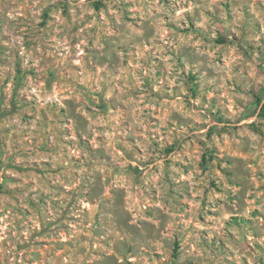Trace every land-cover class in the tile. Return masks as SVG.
Segmentation results:
<instances>
[{
  "label": "rangeland",
  "instance_id": "1",
  "mask_svg": "<svg viewBox=\"0 0 264 264\" xmlns=\"http://www.w3.org/2000/svg\"><path fill=\"white\" fill-rule=\"evenodd\" d=\"M35 2L0 0V8L10 4L31 20L21 16L18 25L8 21L7 9L0 11V262L7 264L14 246L19 264H256L253 253L264 264V161L250 139L264 140L259 0H185L195 15L187 6L175 12L186 27L169 19L175 0H159L169 11L161 16L165 35L155 40L157 27L129 11L142 13V0H83L82 7H73L80 0H40L46 6L32 18ZM204 3L212 5L203 10L207 24L197 27L196 6ZM84 9L73 23V14ZM53 12L73 32L86 24L96 32L103 20L119 38L101 36L105 49L119 55L109 51L91 63L81 46L78 55L85 58L70 71L84 72L92 90L61 76L51 57L37 55L34 42L19 32L21 26L29 34L47 31ZM133 30L141 35L128 36ZM174 33L192 39L180 45ZM17 35L40 59V72L16 49L14 60L5 55ZM142 51L146 61L135 59ZM106 73L119 78L108 100L100 79ZM28 77L41 94L63 97L66 108H41L21 96ZM237 105L242 112L236 113ZM54 122L71 126L58 131ZM33 221L40 227L25 241V222Z\"/></svg>",
  "mask_w": 264,
  "mask_h": 264
},
{
  "label": "clouds",
  "instance_id": "2",
  "mask_svg": "<svg viewBox=\"0 0 264 264\" xmlns=\"http://www.w3.org/2000/svg\"><path fill=\"white\" fill-rule=\"evenodd\" d=\"M37 4H40V0H36V2L31 5L32 11V18H35L36 15L40 12V10L46 6V4H40L39 7H37ZM259 4L261 6H264V0H259ZM83 6V0H80L79 5H75L73 7H82ZM187 6L188 11L195 15L194 12H192L193 5L185 3V0H175V2L170 5L172 11L171 15L169 16L170 20L175 21L178 25L182 27L187 26V22L185 21L183 16L177 15L175 12V9L177 7L184 9ZM211 4H200L197 5V9L199 11L201 19L197 20V27H202L207 24V18L204 17L203 10L205 8H211ZM140 7L143 8L142 13H137L136 11L130 9L129 11L132 13L133 16L137 14L144 15V17L150 21L153 25L157 27V31L155 36L152 37L153 40H155L157 37L163 38L165 33L160 27V25L163 24V20L161 19V16L163 13H167L169 11V7H166L165 5L161 4L159 0H142V3L140 4ZM6 18L9 22L16 21L18 25H22L23 21H20L19 18L21 16H25V20L28 21V24L31 25V20L25 13L21 12L19 8L14 7L10 4H4L3 8H0V11L6 10ZM71 11V7H70ZM84 11H87V9H84L81 11V14L79 16H76L73 14V23H76L77 21H80L84 17ZM108 11L112 12V5H109ZM52 16L55 17V20L50 21L49 23V29L47 31L43 29L37 30L39 32V35H36V32H32L29 34L25 31V27L21 26L19 27V32L22 35H27L30 40H32L35 44L34 52L37 55H43L45 58L51 57L50 66L54 68L55 70H58L61 76L67 75L74 84L76 85H83L85 90H92V81L86 77L84 72H71L70 69L73 66V63H79L81 59H84L85 57H81L78 55L81 46L88 48L89 52L87 55V58L89 59L90 63L93 62L94 57H106L109 55V51L114 52L116 55H119V52L116 51L115 48L111 50H106L104 47V44L100 42L101 36H108L113 37L115 39H119L116 37V34L113 33L110 29L104 27L105 21L101 20L99 25H96V32H89L87 29L91 28V25H85V28L80 29L78 32L72 31V26L68 24L65 20H63L56 12L51 13ZM101 16H103V13H101ZM181 21H184V23L181 25ZM127 28L131 29L132 25H127ZM7 29V25H6ZM207 30V28H205ZM128 36H140L141 33L133 32L128 33ZM176 36V38L179 40L180 45H183L187 41H191V37L186 38L184 36H179L177 34H173ZM212 37H215L216 32L212 31L211 33ZM264 36V23H261L260 25V32L258 36L256 37L257 40L259 37ZM14 43L9 44L8 52L5 53V55L8 57L9 61H12L15 59V53L14 49L18 51L21 58L24 59V64H28V60L31 59L33 62V66L36 67L37 71H41L40 67V59L37 58V55H33L32 52H29L25 50L22 36L17 35L13 37ZM78 41L79 43H76ZM16 42H19V48L16 47ZM72 42V51H68L69 49V43ZM167 43L171 44L172 41L169 40ZM43 46L45 48V53H40V47ZM179 47V45H177ZM51 49V51H48ZM144 51H148L146 48ZM144 51H142L139 56L135 57V59H143L147 60L148 57L144 56ZM197 52H199V49H196ZM152 55H155V53H152ZM255 59V57H254ZM131 64V62H130ZM223 71V70H221ZM227 71H230V69H227ZM134 75V71H133ZM147 75V73H145ZM122 76L124 80H127V75L122 73ZM5 76L4 74H0V84L3 83ZM101 82L108 86L109 90L104 94V99L108 100L110 97L113 96L114 90L116 87L119 86L118 83H114V81H118V77H114L111 74L106 73L105 76L100 77ZM258 79H264V78H258ZM210 83H216L215 81H210ZM161 86H163L164 81H160ZM12 87L11 84H8L6 87H4V93L7 94L8 90ZM217 89L223 88V84H217ZM95 91H99V88L97 87ZM33 93H35V96H33ZM20 94L21 96H27L29 101H34L36 105H39L41 108H44V106L51 107L53 104H55L58 108H66V105L62 102L63 97H57L55 95H50L45 91L43 94L40 93V91L37 90L36 87L32 86L31 77L26 78L24 86L20 88ZM70 94L73 95L74 99L76 98L75 93L70 90ZM234 98L240 101H243V103L247 104L248 100L240 96L239 94L234 93ZM93 100L96 99L95 95L92 97ZM194 103L199 104L200 101H194ZM208 105H204L203 108L206 109ZM225 108L228 107L227 104L224 105ZM45 111L48 109L45 108ZM242 112V109L237 105L236 107V113ZM232 114V113H230ZM234 115V114H233ZM58 120L61 119L60 117L57 118ZM256 117H251L247 122L251 123L252 120H255ZM71 126L70 122L68 124L64 123H55L54 127L58 131H62L65 128H69ZM196 135H201V133H196ZM251 148L253 151H255L258 155L261 156L262 161H264V140H259L257 137L252 136L251 138ZM35 158V157H34ZM189 161L191 162V158H189ZM17 163H19V159H17ZM65 164H67V161H65ZM264 166V165H262ZM91 171H99V169H92ZM177 170L172 169V172L175 173ZM66 178L71 183L72 178L70 175H67ZM173 179H176V176H173ZM180 179H183L181 176ZM177 183H179V180H177ZM237 191V189H233V192ZM104 196H107V191L104 192ZM79 203H83V200L79 201ZM82 211V210H81ZM131 223H135V220L131 221ZM25 225L27 226L28 230L21 233L24 236L25 241L28 240L29 235L31 232L37 230L40 225L35 223L34 221L28 225L27 222H25ZM108 233H106L107 235ZM12 236L14 239L19 240V235H17L16 231L13 230ZM161 236L163 237V233H161ZM7 238V236H5ZM71 239V236L69 237ZM101 239H104V237H101ZM120 239H123V237H120ZM240 237L237 236V240H239ZM115 243V241H113ZM249 242L251 243V237H249ZM259 243L264 246V236L259 240ZM15 254L14 246L8 249V260L7 264H19L18 261L14 260L12 257ZM258 254L253 253V259L256 260V264H259V260L257 259ZM234 259H237L239 261V258L236 257ZM0 264H4V262H0ZM51 264H55V261H52ZM62 264V262H61ZM249 264H252V261H249Z\"/></svg>",
  "mask_w": 264,
  "mask_h": 264
},
{
  "label": "trees",
  "instance_id": "3",
  "mask_svg": "<svg viewBox=\"0 0 264 264\" xmlns=\"http://www.w3.org/2000/svg\"><path fill=\"white\" fill-rule=\"evenodd\" d=\"M222 41H226V40H225L224 38H222ZM258 100H259V102L261 101V99H260V98H259Z\"/></svg>",
  "mask_w": 264,
  "mask_h": 264
}]
</instances>
